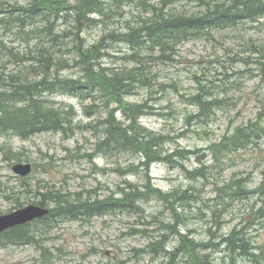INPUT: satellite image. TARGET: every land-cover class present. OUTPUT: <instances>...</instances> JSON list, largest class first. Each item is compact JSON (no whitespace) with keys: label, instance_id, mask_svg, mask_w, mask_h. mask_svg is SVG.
I'll return each instance as SVG.
<instances>
[{"label":"rangeland","instance_id":"rangeland-1","mask_svg":"<svg viewBox=\"0 0 264 264\" xmlns=\"http://www.w3.org/2000/svg\"><path fill=\"white\" fill-rule=\"evenodd\" d=\"M202 1L205 4L227 2ZM124 2L119 7H116L119 2L110 5L114 11L120 9L123 16L117 22L108 23L106 32L122 28L124 22L125 26H134L144 16L147 6L149 10L152 6H165L167 11L174 8L189 14L203 11L199 0ZM13 4V0H0V80L5 86L15 76L39 80L44 75L25 71L23 67L28 64L22 66L17 55L10 57L2 49L8 53L15 49L23 56L22 48L42 47L32 35H29L30 43L21 46L28 38L17 37L15 25L1 21V13L11 10ZM92 18L96 17L92 15ZM32 29L28 27L26 32L31 33ZM101 31L93 27L85 29L82 36L86 45L97 42L103 35ZM111 45L113 48L102 59L103 65L115 70L132 66L133 62L126 60L131 53L129 45L117 39ZM174 52L170 61H150L147 56L142 60L152 84H166V90L161 91L154 84L152 89L136 90L125 102L147 104L149 110L140 117V126L152 135L167 138L164 157L180 153V159L172 158L175 161L168 164L157 162L147 171L138 167L137 174L129 168L140 165L141 160L130 153L113 154L109 159L101 155L89 159L104 130L98 122L107 118V111L102 112L100 108L95 116H86L79 99L61 91H48L43 94L44 101L57 108H73L74 124L82 129L73 135L43 132L26 140L16 135L0 137V149L4 148L9 155L6 159L0 151V215L14 212L18 206L38 205L41 194L48 191L73 195L70 201L81 203L119 199L123 190L127 193L135 188L144 194L142 188L148 177L151 186L162 194L176 193L179 202L171 206L182 219L180 232L192 241L210 244L205 254L211 255L213 264H264V193L257 191L264 176V133L259 140L253 138L246 148L220 151L223 139L232 136L235 129L255 121L264 128V17L254 22L244 20L224 30H211L181 43ZM22 69L24 74L19 73ZM59 73L63 79L79 77L72 63L69 70ZM203 92L208 93L207 101L218 99L217 106H211L213 109L208 114L202 111L204 107L200 109L188 100L189 96ZM114 108L116 105L112 103L110 109ZM191 114L201 117L189 120ZM114 115L116 122L124 120L120 111ZM85 126L89 130H84ZM27 163L32 170L22 180L21 175L13 172V167ZM197 172H203L205 177L195 178ZM239 179L245 181L241 188L250 195L234 200L227 189L234 188ZM185 192L195 194L198 201L185 202ZM137 207L140 212L135 216L106 214L77 222H59L56 216L53 221L49 218L42 224L35 221L27 231L35 236V243L0 244V264H173L163 255L154 257L144 252L150 242L165 233L161 223L171 221L165 210L169 207L153 198L139 200ZM48 208L51 210L54 206ZM170 226H174L173 221ZM232 232L244 241L242 250L246 255H230L225 245L217 247L219 239ZM177 245V239L171 237L168 250Z\"/></svg>","mask_w":264,"mask_h":264},{"label":"trees","instance_id":"trees-1","mask_svg":"<svg viewBox=\"0 0 264 264\" xmlns=\"http://www.w3.org/2000/svg\"><path fill=\"white\" fill-rule=\"evenodd\" d=\"M18 1L13 0L12 9L1 13L3 14L1 21L12 24V26L15 25L18 30L17 37L21 38L19 35H25L28 38L25 43H21V46L30 43L29 35L40 39L45 48L42 46L36 52V56L31 57L34 64L28 67L34 69V67L40 66V71L43 72L36 74L40 76L44 73V75L39 80H29L25 75L16 80L12 77L11 80H13L6 83L7 86L1 84L0 80V137L16 135L20 139L26 140L30 136L43 132L51 131L73 135L76 130L82 129L74 124L73 108L67 106L57 108L44 101V93L61 91L70 97L79 99L86 116H95L100 108H103L102 112L107 111V118L98 122V125H103L104 130L101 133L102 137L98 138L94 147V153L88 155L89 159L97 155L109 159L113 154L121 155V153H130L138 156L140 160H143V156L145 162L141 161L140 165L129 168L131 173L136 174L138 167L147 171L157 162L168 164L170 161L173 163L175 158L180 159L181 156L180 153H173L164 157L163 151L155 152L156 147L164 143L167 138L161 135H152L140 126V117L149 110L147 104L138 105L125 102V99L133 95L136 90L152 89L154 84L161 91L166 90V84H152V78L147 74L144 63H142L143 58L147 56L150 61H154V59L170 61L175 48L181 43L206 35L211 30H224L244 20L254 22L264 17V0H227L220 4H205L199 0L203 6L201 12L182 13L174 8L167 11L165 6L162 8L152 6L149 10L147 6L143 12L144 16L142 19L139 18L134 26H125L124 22L122 28L106 32V29L108 30L107 22H117L123 16L120 9L114 12L111 10L107 1L112 0H27L28 2L25 4H20ZM113 1L121 2L122 0ZM92 15L96 18H92ZM103 16L107 20L102 23L104 24L101 31V33L103 32L102 37L93 45H86V40L82 36L84 30H91L92 27L98 26V23H101L98 20ZM92 22L94 24L90 26ZM28 27L33 28L31 33L26 32ZM116 39L130 47L131 53H128L126 60L133 63L129 68L115 70L103 65L102 59L113 48L111 44ZM2 49L10 57L17 55L22 66L25 65L28 58L25 55L31 51L29 47L22 48L23 56H21L19 55L21 52L17 54L15 49L9 53L3 47ZM48 50H52L51 55L47 57L52 61H58L59 58H65V56L66 59L73 58L72 64L79 71V77L63 79L59 77V72L53 73L56 72L51 71L53 67L47 61L44 63L39 56ZM69 66L70 64L60 68L59 71L69 70ZM28 67L25 70L29 69ZM23 69L22 71H24ZM207 97L208 93L203 92L189 96L188 100L200 109L204 107L202 111L208 114L213 107L217 106L218 99L212 98L207 101L209 100ZM110 101L116 105V108L110 109L112 104ZM211 106L213 107L211 108ZM119 111L124 120L118 123L114 114ZM200 117L191 114L189 120ZM260 127L261 124L255 121L250 122L246 127L235 129L232 136L223 139L220 151H230L232 147L235 148V151L246 148L253 138L256 140L261 138L264 128ZM85 129L89 130V127L85 126ZM0 151L6 159L9 158L8 152L4 148ZM263 174L264 172H262ZM197 177L202 179L205 174L197 172L195 178ZM262 179L261 188L257 189L261 194L264 193V176ZM243 182L245 181L239 179L234 188L228 187L227 192H230V198L236 200L250 195V192H244L245 190L243 191L241 188ZM142 189L145 191L144 194L135 188L127 193L123 190L119 199L112 197L111 200L83 203L80 200L70 201L69 198H74L73 195L48 191L41 194V202L38 205L47 208L49 205H53L54 208L50 210L51 213L48 216L37 221L42 224L49 218H52L53 221L56 216L60 218L59 222L86 221L94 216L118 213L135 216L140 212L137 207L139 200L153 198L169 207V210H165L170 214L174 226H170L171 221L162 222L161 230L165 233H161L157 239L150 242L151 244L144 252L151 253L154 257L163 255L173 264L176 261H181L183 264H213L210 260L211 255L205 254L209 250L210 244L192 241L180 232L182 219L178 218L175 208L171 206L174 205V202H179L176 200V193L162 194L160 190L151 186L148 177ZM184 194L185 202L198 201V198L193 196L195 194L186 192ZM244 194L246 197H243ZM17 208L22 207L18 206ZM31 223L1 233L0 244L14 246L34 244L35 236L27 233ZM43 226L45 229L48 228L47 225L43 224ZM237 236L236 232H232L229 236L219 239L221 241L217 247L225 245L227 251L236 252L239 250L241 254L246 255L242 250L244 241L238 239ZM171 237L177 239L178 245L169 251L168 244H170Z\"/></svg>","mask_w":264,"mask_h":264},{"label":"water","instance_id":"water-1","mask_svg":"<svg viewBox=\"0 0 264 264\" xmlns=\"http://www.w3.org/2000/svg\"><path fill=\"white\" fill-rule=\"evenodd\" d=\"M32 170L30 164H16L13 167V172L19 174L22 177L27 176ZM49 212L43 207L36 205H29L25 208L18 209L14 212L6 215H0V234L7 229L17 227L21 224L30 223V221L41 219V217L47 215Z\"/></svg>","mask_w":264,"mask_h":264},{"label":"bare ground","instance_id":"bare-ground-1","mask_svg":"<svg viewBox=\"0 0 264 264\" xmlns=\"http://www.w3.org/2000/svg\"><path fill=\"white\" fill-rule=\"evenodd\" d=\"M125 0H122L121 2H119V3H117L116 4V7H119V6H121V5H123L125 2H124ZM108 3L107 4H109V5H111L112 3L114 4V2L115 1H107ZM115 7V8H116ZM113 12H114V10L115 9H111ZM107 19H106V17H102V19H100L99 18V22H101V23H98L99 25L98 26H96V27H94L95 29H101V30H103L102 28L104 27V24H102V23H104V21H106ZM94 24V22H92V24L90 25V26H92ZM106 26H108V22L106 23ZM38 41H36V43L37 44H39V45H42V43L40 42V39H37ZM44 48H45V46L44 45H42ZM36 49V48H35ZM33 50L32 48H31V51H30V53L29 54H27L26 56H28V58H27V60H26V64H28V65H26V67H28V66H32L34 63V61H32L31 60V57L32 56H36V52L39 50L38 48L36 49V50ZM51 52H52V50H48V51H46L44 54H42V55H39L42 59H43V62L44 63H46V61L50 64V66L51 67H53L52 69H51V71L53 72V71H56V72H53V73H57V72H59V69L60 68H64V66L66 67V65H69L70 63H72V61H73V58H67V59H64V58H59L60 60H58V61H52L51 59H48L47 57H48V55H51ZM38 58V57H37ZM143 63V62H142ZM25 67V68H26ZM24 68V69H25ZM29 69H27L29 72H31L32 73V71L34 72V75L36 74V73H39L40 72V66L38 67V66H36V68L34 67V69H33V67L32 68H30V67H28ZM27 70H25V71H27ZM21 73H25L24 71H21ZM16 78L17 77H14L13 79H15L16 80ZM12 79V80H13ZM12 80H10L9 82H11ZM129 123V122H128ZM130 124V123H129ZM167 143V141H165L164 143H162V144H159V146H157L156 147V150H155V152L157 151V152H162V151H164V149H165V144ZM142 159L143 160H141V161H143V162H145V160H144V157L142 156ZM229 253H230V255L231 254H238V253H240V251L238 250V251H236V252H233V251H230L229 250Z\"/></svg>","mask_w":264,"mask_h":264}]
</instances>
